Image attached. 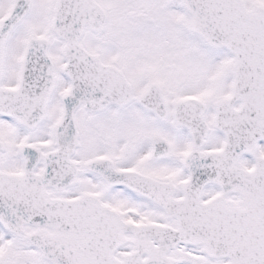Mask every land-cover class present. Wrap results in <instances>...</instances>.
Listing matches in <instances>:
<instances>
[{
    "label": "snow or ice",
    "instance_id": "6c2138e0",
    "mask_svg": "<svg viewBox=\"0 0 264 264\" xmlns=\"http://www.w3.org/2000/svg\"><path fill=\"white\" fill-rule=\"evenodd\" d=\"M0 264H264V0H0Z\"/></svg>",
    "mask_w": 264,
    "mask_h": 264
}]
</instances>
